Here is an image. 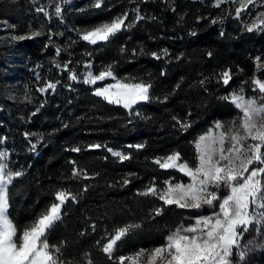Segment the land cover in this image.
<instances>
[{"label": "trees", "instance_id": "1", "mask_svg": "<svg viewBox=\"0 0 264 264\" xmlns=\"http://www.w3.org/2000/svg\"><path fill=\"white\" fill-rule=\"evenodd\" d=\"M95 2L70 0L59 16H46L30 0H0V150L23 173L10 188L11 217L22 232L55 201L56 191L69 190L75 200L65 203L47 233L50 248L61 249L62 264H120V256L162 245L186 210L138 194L176 175L153 161L176 152L195 161L194 142L203 132L239 119L222 98L241 89L252 95L253 80H264V30L248 31L212 0H102L99 8ZM124 13L131 27L109 41L80 39L84 30ZM89 63L94 74L111 65L117 79L150 83V99L125 109L94 95L83 83ZM76 147L81 151H71ZM108 148L130 158L121 161ZM127 225L139 227L117 242L110 259L103 245Z\"/></svg>", "mask_w": 264, "mask_h": 264}, {"label": "snow or ice", "instance_id": "2", "mask_svg": "<svg viewBox=\"0 0 264 264\" xmlns=\"http://www.w3.org/2000/svg\"><path fill=\"white\" fill-rule=\"evenodd\" d=\"M222 0H217L218 6ZM102 0H96L95 7L101 6ZM248 4H253L254 0H247ZM37 12L48 13L43 7L36 8ZM56 15L61 14L59 4L55 6ZM240 9H237V15ZM128 13L112 19L110 22H102L90 30H84L80 34V39L92 45L98 42H106L116 33L124 28L131 27L126 24ZM136 21L143 19L137 10ZM254 29L264 30V13H260L248 31ZM39 35V33H33ZM123 51V49H122ZM59 54V50H57ZM152 55L159 59L157 53ZM167 55V50H164ZM260 58L258 57L257 60ZM70 64V62H69ZM69 64L63 65L64 70L69 71V79L76 81L78 76L75 71L69 69ZM57 67H60L57 65ZM264 67V65H261ZM88 69L83 76V83L97 84L111 77L116 82L97 87L94 95L102 97L108 103L122 105L125 109H131L133 105L141 101L150 99V89L152 85L145 81H135V78L117 79L111 70V65L94 74L92 65H86ZM229 71L222 73V80L225 85L230 83ZM203 83V81H202ZM262 94L259 98L245 97L243 89L240 93H232L222 99L232 103L242 115L240 116L239 128L229 129L232 146L225 149L223 147L227 133L221 131L215 134L212 129L208 133L199 136L195 141L198 163L191 166L188 161L183 160L179 152L169 154L165 158H157L153 162L160 169H175L183 176L190 179V183H177L164 181L166 188L160 190L155 183L148 186L139 195L159 196L165 204L176 205L182 209L196 210L208 205L213 211L208 215H198L194 217L192 223L181 225L165 238L162 245L153 249H141L136 258L148 253V264H230L229 257L232 255L233 247L237 243V236L248 230L250 224L264 225V123L258 125L257 120L264 121V82L254 80ZM55 83H48L47 89H55ZM40 92L45 88L38 89ZM173 119H176L175 117ZM178 124L185 129L189 127L177 120ZM216 129L224 126L217 121L214 125ZM240 129L243 134H240ZM251 138L255 143H244ZM5 141L0 139V144ZM217 144L220 147H217ZM33 144L32 148L35 149ZM89 149H99L100 144H91ZM130 147L142 148L143 145ZM113 156L121 161L130 157L122 152L107 149ZM71 151L79 152V147L72 148ZM249 165H253L251 168ZM21 171H16L10 167L9 153L0 150V264H62L58 259L61 249L57 246L50 248L47 233L62 217V208L69 200H75V196L69 190L61 189L54 193L55 201L48 209L41 213L33 223L22 232L18 230L11 217V192L13 181L21 176ZM73 175H80L75 168ZM85 179L87 176L85 175ZM129 183L128 180L124 181ZM224 187L228 189V194L222 197L218 195V190ZM215 189V190H210ZM218 204V211L216 205ZM258 208L259 211L254 209ZM160 210H157V215ZM139 225H127L118 228L115 235L108 238V242L103 245V252L112 259L114 246L133 228ZM101 242L98 241L97 244ZM136 258L119 257L120 264H125L126 259L131 260V264H137Z\"/></svg>", "mask_w": 264, "mask_h": 264}, {"label": "rangeland", "instance_id": "3", "mask_svg": "<svg viewBox=\"0 0 264 264\" xmlns=\"http://www.w3.org/2000/svg\"><path fill=\"white\" fill-rule=\"evenodd\" d=\"M8 1H14V0H8ZM30 1L32 2L34 6L35 12H37L36 8L43 7L48 13L47 16H49V15H56L55 6L57 4H59L62 9L70 0H30ZM212 1L214 5L217 4V0H212ZM218 6L222 9H229V11L233 14L234 18L238 19L241 25L247 30H248V27L251 26L253 22L256 20L257 16L260 13H264V0H254L253 4H248L247 0H222V2H220ZM237 9H240L239 15H237ZM1 25H3L6 28L10 27L9 23L6 20L2 21ZM252 31L259 32L262 30L254 29ZM28 37L30 38L32 36L29 35ZM12 38L19 39L18 37H15V36H13ZM254 80H258V79H254ZM254 80L252 83L254 93L252 95H245L246 98L247 97L259 98L262 95L259 92L258 86L254 83ZM260 81L264 82V80H260ZM115 82H116L115 80L109 77V78H106L104 81H98L97 84L95 85H92V84H89V85L92 87L93 92H94L95 88L97 87H103L107 84H114ZM235 93H240V92H235ZM142 102H145V101H141L139 103H142ZM116 105H119V104H116ZM134 106L135 105H133V107ZM238 113H239V119L229 128L225 129L223 127L222 129H216L214 126L209 128V129H212L215 134H218L221 131L227 133L225 141H224V145H223L225 149L232 146V141L230 139L231 133H229L228 130L239 128L240 116L242 115V113L239 110H238ZM257 123L259 125L260 123H264V121H261L258 119ZM209 129L203 132L201 135L208 133ZM240 134H243L242 129H240ZM244 143H255V141H252L251 138L249 137L248 140L245 141ZM217 147L219 148L220 145L217 144ZM262 151H264V148H262ZM195 155H196L195 161L190 162L187 159H183V160L188 161L191 166H195L198 163L196 148H195ZM252 166L253 165H249L250 168ZM256 166H264V165H256ZM168 170L174 172V174H176L175 176H177V177L175 176L170 177L168 179L170 180V182H177V183H184V184L190 183V179L188 177L183 176L181 173H179L175 169H168ZM164 188H166L165 184L162 188H160V190H163ZM210 190H215V189H210ZM226 194H228V189L221 187V189L218 190V195H220L221 197ZM156 196L159 198L158 195ZM185 210H186V214L182 217L178 225L172 231H174L181 225L186 226L192 223L194 220V217L198 215L210 214L213 211V208L208 205H204L200 209H196V210L185 209ZM215 210L218 211V204L216 205ZM254 210L259 211L258 208ZM236 239H237V243L233 247L232 255L229 257L230 264H264V225H258L255 223L250 224L248 226V230L243 231V234L238 235ZM136 254L134 256H127V257L124 256V257L136 258ZM136 259H137V264H148V253L146 252L143 256H140ZM125 264H131V260L126 259Z\"/></svg>", "mask_w": 264, "mask_h": 264}]
</instances>
